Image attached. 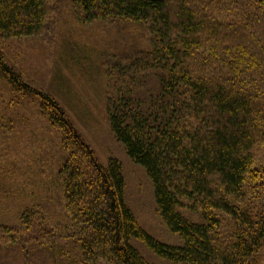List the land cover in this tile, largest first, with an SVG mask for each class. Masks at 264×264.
Wrapping results in <instances>:
<instances>
[{
    "label": "trees",
    "instance_id": "trees-1",
    "mask_svg": "<svg viewBox=\"0 0 264 264\" xmlns=\"http://www.w3.org/2000/svg\"><path fill=\"white\" fill-rule=\"evenodd\" d=\"M70 7L82 24L116 19L145 28V49L107 63L105 111L115 139L150 179L162 223L182 243L139 224L120 161L103 166L60 104L27 84L0 50L1 87L37 103L63 152L50 177L37 161L0 155V206L9 217L0 214V264H151L133 241L175 264H252L264 241V181L255 182L264 180V0ZM51 12L48 0H0V36L39 35ZM13 99L0 101V138L12 135ZM55 204L61 224L52 219Z\"/></svg>",
    "mask_w": 264,
    "mask_h": 264
},
{
    "label": "rangeland",
    "instance_id": "rangeland-1",
    "mask_svg": "<svg viewBox=\"0 0 264 264\" xmlns=\"http://www.w3.org/2000/svg\"><path fill=\"white\" fill-rule=\"evenodd\" d=\"M48 2L52 12L41 34L27 38L4 39L0 36L4 60L21 74L27 84L50 95L60 104L77 133L91 147L103 166L110 158L120 161L125 180V199L139 224L154 238L181 244L180 236L162 223L153 201L154 191L150 179L143 168L127 157L124 146L115 139L105 111L107 63L114 55L134 54L145 49V28L116 19H99L88 25L82 24L73 14L70 0ZM222 17L230 20L229 13ZM2 85L0 80V101L14 98L15 110L11 108L6 114L11 121L10 126L6 127L11 128L12 135L0 138V155L5 157L11 150L16 160L25 163L37 161L45 176H53V170L63 154L59 147V132L39 113L33 99L29 96L16 97L4 86L3 89ZM4 120L0 104V125ZM2 129L0 126V134L3 135ZM263 181L261 178L255 182L258 184ZM1 210L0 206V214L8 217ZM59 210L55 204L51 215L54 222L61 224ZM10 220H13L12 216ZM133 244L151 264H175L155 256L138 241H133ZM262 245L252 264H264V241Z\"/></svg>",
    "mask_w": 264,
    "mask_h": 264
}]
</instances>
